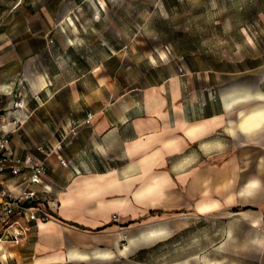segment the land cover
<instances>
[{"label": "crops", "instance_id": "obj_1", "mask_svg": "<svg viewBox=\"0 0 264 264\" xmlns=\"http://www.w3.org/2000/svg\"><path fill=\"white\" fill-rule=\"evenodd\" d=\"M20 15L3 23L20 40L0 36V114L8 129L13 118L31 125L25 111L33 104L41 118L39 135L12 134L13 148L39 157L37 145L51 149L63 130L87 113L94 118L63 143L66 166L48 159L46 204L55 219L0 248V264L121 263L175 221L208 217L232 219L234 236L215 243L234 244V264H264V55L234 60V77L179 58L132 61L106 42L96 63L84 53L51 63L49 19ZM71 36L66 46L78 50L82 35Z\"/></svg>", "mask_w": 264, "mask_h": 264}, {"label": "rangeland", "instance_id": "obj_2", "mask_svg": "<svg viewBox=\"0 0 264 264\" xmlns=\"http://www.w3.org/2000/svg\"><path fill=\"white\" fill-rule=\"evenodd\" d=\"M8 11L12 15L2 18ZM22 11L32 18L44 13L52 24L48 35L52 54L47 58L51 63L83 53L96 63L106 42L132 61L142 58L160 64L179 58L201 71L234 77V60L264 55V0H25L19 5L0 4V36L14 35L13 43L20 40V35L7 31L3 23L21 22ZM66 24L82 35L78 50L66 46L68 37L72 38ZM38 28L33 25L31 33ZM51 63L48 65L53 66ZM63 96L69 98L68 88ZM30 110L32 113L25 112L32 126L20 123L17 134L39 135L35 128L41 118L39 110L34 104ZM177 223L170 224L159 240L143 244L135 255L110 264H234V244L215 243L234 236L232 219L191 218ZM122 239V245H128L127 234Z\"/></svg>", "mask_w": 264, "mask_h": 264}, {"label": "built area", "instance_id": "obj_3", "mask_svg": "<svg viewBox=\"0 0 264 264\" xmlns=\"http://www.w3.org/2000/svg\"><path fill=\"white\" fill-rule=\"evenodd\" d=\"M21 108V103H16ZM94 115L87 113L81 124L73 123L63 130L58 144L51 149L43 144L36 147L41 156L30 153L20 156L12 146V134L21 123L13 118L8 129L7 117L0 114V248L17 245L26 239L32 226L54 220L46 201L51 193L47 162L55 155L62 166L68 164L61 155L62 145L76 137L78 127L91 124Z\"/></svg>", "mask_w": 264, "mask_h": 264}, {"label": "bare ground", "instance_id": "obj_4", "mask_svg": "<svg viewBox=\"0 0 264 264\" xmlns=\"http://www.w3.org/2000/svg\"><path fill=\"white\" fill-rule=\"evenodd\" d=\"M95 5V4H94ZM96 7V6H95ZM98 18H100V13L98 12ZM71 20V19H70ZM71 23H72V20L70 21ZM70 23V24H71ZM69 41H70V43L72 44V40L71 39H69ZM28 81L31 83V85L33 86V88L36 90V91H40L41 90V86H40V84L38 83V81L32 76V75H30V76H28ZM230 234V233H229ZM147 237V236H146ZM124 251H128V252H130V247L129 246H125V248H124Z\"/></svg>", "mask_w": 264, "mask_h": 264}]
</instances>
